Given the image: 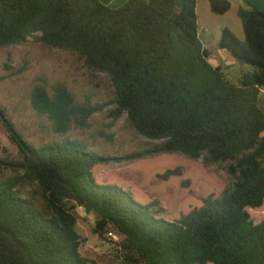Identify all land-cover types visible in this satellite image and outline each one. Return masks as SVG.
Segmentation results:
<instances>
[{
	"label": "trees",
	"instance_id": "16d2710c",
	"mask_svg": "<svg viewBox=\"0 0 264 264\" xmlns=\"http://www.w3.org/2000/svg\"><path fill=\"white\" fill-rule=\"evenodd\" d=\"M214 14L230 0H210ZM197 0H129L113 9L100 0H0V48L40 34L43 45L76 55L114 87V117L161 144L122 158L101 157L77 141L36 148L5 113L0 120L19 148L1 158L0 264H98L82 254L79 210L95 216L94 234L114 230L118 264H264V222L248 209L264 205V9L241 6L245 40L223 30L220 47L253 70L238 84L211 62L199 37ZM31 105L57 134L90 128L102 108L78 103L63 84L36 85ZM165 154L227 165L231 183L220 197L178 221L156 217L116 184L99 183L93 169ZM183 169L158 177L169 181ZM162 211V210H160Z\"/></svg>",
	"mask_w": 264,
	"mask_h": 264
},
{
	"label": "rangeland",
	"instance_id": "374dc122",
	"mask_svg": "<svg viewBox=\"0 0 264 264\" xmlns=\"http://www.w3.org/2000/svg\"><path fill=\"white\" fill-rule=\"evenodd\" d=\"M221 35L220 28L215 27L208 35L205 48L223 66L228 81L238 84L241 75L251 72L253 67L241 64L232 54L221 49ZM40 37L35 34L22 44L0 48V109L25 142L40 148L77 141L85 145L88 152L110 158H122L161 144L139 135L126 114L115 119V90L107 75L89 71L74 54L43 45ZM57 84L65 85L78 103L102 108L91 117L89 129L72 126L67 134H57L51 121L33 109L31 93L34 87L44 85L52 90ZM261 108L264 111V95ZM0 157L19 158V148L1 120ZM177 167L183 169L180 177H172L169 181L158 177ZM93 174L99 183L116 184L130 192L138 202L151 204L159 201L160 205L153 207L154 212H160L156 217L170 222L201 208L208 197H220L231 183L226 164L206 166L202 159L193 161L181 154L103 164L94 168ZM7 175L8 171L0 168V179ZM248 212L255 224L264 222V205L248 209ZM79 214L77 230L86 239L82 254L98 264H118L115 259L118 242L108 235L105 239L99 238L93 231L95 216H88L83 210H79ZM109 232L118 235L114 230Z\"/></svg>",
	"mask_w": 264,
	"mask_h": 264
},
{
	"label": "crops",
	"instance_id": "0c3cea01",
	"mask_svg": "<svg viewBox=\"0 0 264 264\" xmlns=\"http://www.w3.org/2000/svg\"><path fill=\"white\" fill-rule=\"evenodd\" d=\"M106 6L117 9L125 5L129 0H100ZM245 6L252 9L263 10L264 0H232L231 9L223 14H214L211 10L210 0H197L196 13L199 24V37L206 47L209 42V34L215 27H219L221 34L228 29L241 41L245 40V32L242 21L239 17V9ZM222 36V35H221ZM211 62L218 67H223L214 56L211 55ZM91 216V215H90Z\"/></svg>",
	"mask_w": 264,
	"mask_h": 264
},
{
	"label": "water",
	"instance_id": "95a60500",
	"mask_svg": "<svg viewBox=\"0 0 264 264\" xmlns=\"http://www.w3.org/2000/svg\"><path fill=\"white\" fill-rule=\"evenodd\" d=\"M149 3H151L152 0H147ZM177 6L178 8H183L184 6V0H176ZM238 62H240L241 64H246V61L240 58H237Z\"/></svg>",
	"mask_w": 264,
	"mask_h": 264
},
{
	"label": "built area",
	"instance_id": "2783aa9c",
	"mask_svg": "<svg viewBox=\"0 0 264 264\" xmlns=\"http://www.w3.org/2000/svg\"><path fill=\"white\" fill-rule=\"evenodd\" d=\"M108 237L111 238V239H113V240L116 241V242H119V241H120L119 236L116 235V234L113 233V232H110V233L108 234Z\"/></svg>",
	"mask_w": 264,
	"mask_h": 264
}]
</instances>
